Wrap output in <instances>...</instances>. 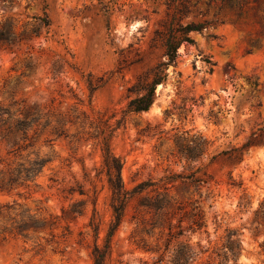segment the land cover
I'll return each instance as SVG.
<instances>
[{
  "label": "rangeland",
  "instance_id": "rangeland-1",
  "mask_svg": "<svg viewBox=\"0 0 264 264\" xmlns=\"http://www.w3.org/2000/svg\"><path fill=\"white\" fill-rule=\"evenodd\" d=\"M232 1L240 14L214 0L183 19L224 22L190 33L151 108L134 113L128 89L165 58L164 0L109 2L108 31L98 0H0V264H94L113 221L106 150L127 191L153 185L126 200L103 264H171L185 243L186 264H222L228 243L238 263L264 264V133L240 162L210 161L264 127V0ZM147 124L155 134L138 132ZM183 131L206 140L188 163L170 155ZM192 172L206 182L181 177ZM156 245L161 256L142 249Z\"/></svg>",
  "mask_w": 264,
  "mask_h": 264
},
{
  "label": "trees",
  "instance_id": "trees-1",
  "mask_svg": "<svg viewBox=\"0 0 264 264\" xmlns=\"http://www.w3.org/2000/svg\"><path fill=\"white\" fill-rule=\"evenodd\" d=\"M117 3V0H107V2H102L98 0V10L101 12L102 16L105 19V28L108 31L110 29L109 25V2ZM214 0H164L166 9L168 10V20L163 31L160 32L159 36L163 41L164 46V60L159 61L151 72V77L148 81L144 83H137L128 89L129 92L135 93L133 97L129 99V102L126 106L127 112H146L148 111L152 104L157 98V86L164 84L169 75V67L175 66L177 58L180 56L179 48L182 44H193L194 39L191 37V32H202L206 28L216 24L223 23L224 21L220 18L215 17L219 14L225 7L235 11L234 14L238 15L243 11V6L239 3H234L232 0H220V5L218 6V13L213 14L215 18L212 19H202L194 20L191 19L186 23H183V19L192 15L196 17L197 15L208 14V5L211 4ZM199 3H203L206 6L204 11L197 8ZM120 5H123L122 3ZM84 9L87 8V5L84 4ZM43 24H48V19L46 16L41 18ZM214 63L210 62L209 72L212 71V66ZM141 91V92H140ZM164 114L167 115V110L164 111ZM211 114L212 111H211ZM210 114V115H211ZM214 115V114H213ZM154 126L147 124L146 128L138 130L141 134H155ZM163 130L159 131L161 133ZM259 131V134L256 132ZM264 133V127L258 128L256 131L251 132L248 139L241 145L237 147H231L227 150H221L218 153L211 156L210 161H213L216 157H223L227 161H238L240 162L243 159V150L247 149L251 144L258 143V136H261ZM174 146L175 153L170 155L174 158H177L179 162L185 161L186 163L195 160L200 157L204 148L206 147V140L197 134H189L187 131H183L180 134L174 135ZM159 151V150H158ZM104 165L106 167L108 184L112 193V210H113V221L105 238L104 244L99 247L95 246L93 251L94 264H103L106 254L109 251V238L112 236L113 231L119 226L124 210L126 200L133 196L135 193L153 185V182L143 181L138 183L131 191H127L122 182L121 178V167L122 164L120 160L112 155L108 150L104 154ZM205 175V174H203ZM184 180H187L192 183H204L206 179L202 176H195V172L190 174H185L181 176ZM168 179V178H166ZM243 202L238 201V206H242ZM264 211V198L259 201L258 206L253 211L254 219H256L259 214ZM199 215V214H198ZM178 221H182L178 219ZM200 218H194L188 224L190 231H194V226L200 228L201 226ZM169 244H164V251L168 249ZM139 247V246H138ZM224 248L226 251L232 255L231 262L229 263V254H223L224 262L222 264H241L238 263L237 258H235L233 253V248L231 244H225ZM142 249L150 253H159V256L162 255L160 251V246L156 245L155 247L142 246ZM163 251V252H164ZM193 251L189 243L182 244L179 250L173 252L170 263L171 264H186V262L192 258ZM208 264H214L208 262Z\"/></svg>",
  "mask_w": 264,
  "mask_h": 264
}]
</instances>
